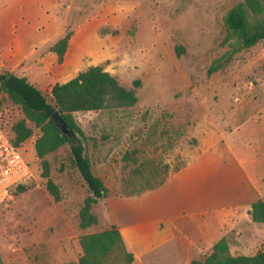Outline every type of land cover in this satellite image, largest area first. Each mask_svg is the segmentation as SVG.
<instances>
[{
    "label": "rangeland",
    "instance_id": "1",
    "mask_svg": "<svg viewBox=\"0 0 264 264\" xmlns=\"http://www.w3.org/2000/svg\"><path fill=\"white\" fill-rule=\"evenodd\" d=\"M238 1L0 0V72L24 77L49 103L54 82L92 65L134 90L130 106L72 113L106 196L147 189L194 149L219 139L248 158V170L264 189V38L206 73L227 49L220 43L222 16ZM66 31L58 62L50 46ZM4 108L6 125L22 117L17 105ZM38 133L33 128L22 143L33 176L24 190L12 189L0 201V258L3 264H77L79 237L108 228L99 211L102 198L90 208L96 223L81 228L78 211L89 191L69 146L62 143L44 157L59 191L54 200L33 149ZM190 231L197 236V228ZM263 248L264 239L246 254ZM181 251L200 264L211 246Z\"/></svg>",
    "mask_w": 264,
    "mask_h": 264
},
{
    "label": "trees",
    "instance_id": "2",
    "mask_svg": "<svg viewBox=\"0 0 264 264\" xmlns=\"http://www.w3.org/2000/svg\"><path fill=\"white\" fill-rule=\"evenodd\" d=\"M222 22L224 35L220 43L226 45L227 49L210 62L206 68L207 74L227 64L236 52L264 38V0H239L224 12ZM68 38L69 32L66 31L50 46L58 62L62 60ZM133 83L136 84L137 81L134 80ZM0 93V105H17L22 113V117L9 124L13 144H22L32 134L33 128L38 129L39 133L33 140V149L39 159L40 176L45 178V189L54 200L59 199V191L49 177V164L44 157L62 143L68 144L71 161L89 191L78 211V224L81 228L95 224L97 219L90 213V208L98 198L106 196L107 188L91 172L85 153V136L72 113L130 106L136 101L134 90L119 84L100 66L92 65L78 71L64 82L53 83L49 90L51 103L24 77L7 71L0 72ZM54 111L58 112L66 124L71 138L61 133L52 121L51 114ZM5 112L4 110L2 118ZM163 179L147 188L156 186ZM262 183L264 186V178ZM15 189L24 190V184L17 185ZM248 214L251 221L264 223V192L261 198L250 204ZM78 242L82 253L77 264H132V254L126 250L118 230L113 225L101 231L83 234ZM0 264H3L1 258ZM203 264H264V248L250 255L231 254L225 239L220 237L212 244Z\"/></svg>",
    "mask_w": 264,
    "mask_h": 264
},
{
    "label": "crops",
    "instance_id": "3",
    "mask_svg": "<svg viewBox=\"0 0 264 264\" xmlns=\"http://www.w3.org/2000/svg\"><path fill=\"white\" fill-rule=\"evenodd\" d=\"M219 140L194 149L156 186L98 201L105 225L118 230L132 264H157L161 258L192 264L181 249L212 246L220 237L231 254L250 255L246 251L264 239V223L248 214L264 189L248 170V158Z\"/></svg>",
    "mask_w": 264,
    "mask_h": 264
},
{
    "label": "built area",
    "instance_id": "4",
    "mask_svg": "<svg viewBox=\"0 0 264 264\" xmlns=\"http://www.w3.org/2000/svg\"><path fill=\"white\" fill-rule=\"evenodd\" d=\"M1 98V93H0ZM5 108L0 105V201L4 200L17 185L24 184L32 176L30 161L24 156L22 144L11 141L9 124L2 118Z\"/></svg>",
    "mask_w": 264,
    "mask_h": 264
},
{
    "label": "water",
    "instance_id": "5",
    "mask_svg": "<svg viewBox=\"0 0 264 264\" xmlns=\"http://www.w3.org/2000/svg\"><path fill=\"white\" fill-rule=\"evenodd\" d=\"M51 119L52 121L56 124V126L59 128V130L61 131V133L67 135L69 138H71V134L70 131L68 130V128L66 127V124L64 123V121L61 119V117L59 116L57 111H54L51 114Z\"/></svg>",
    "mask_w": 264,
    "mask_h": 264
}]
</instances>
